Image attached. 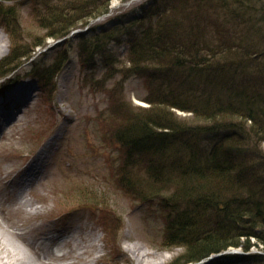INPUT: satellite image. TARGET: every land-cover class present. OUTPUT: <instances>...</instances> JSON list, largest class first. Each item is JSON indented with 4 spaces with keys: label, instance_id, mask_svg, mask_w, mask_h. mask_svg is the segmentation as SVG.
I'll use <instances>...</instances> for the list:
<instances>
[{
    "label": "trees",
    "instance_id": "16d2710c",
    "mask_svg": "<svg viewBox=\"0 0 264 264\" xmlns=\"http://www.w3.org/2000/svg\"><path fill=\"white\" fill-rule=\"evenodd\" d=\"M46 1L39 15L45 38L15 44L0 62V79L33 59L48 38L69 36L112 2ZM6 10L0 4L1 20L14 16V8ZM4 24L16 42L17 30ZM80 39L83 65L103 55L114 69L119 61L110 44L123 41L130 71L155 84L149 107L132 112L118 104L110 135L127 154L124 173L133 165L146 171V189L127 179L124 190L168 210L164 245L184 249L172 264H198L233 248L246 255L223 254L210 264H264L263 254L251 253L264 249V0H150ZM67 60L64 50L35 75L54 91Z\"/></svg>",
    "mask_w": 264,
    "mask_h": 264
},
{
    "label": "rangeland",
    "instance_id": "374dc122",
    "mask_svg": "<svg viewBox=\"0 0 264 264\" xmlns=\"http://www.w3.org/2000/svg\"><path fill=\"white\" fill-rule=\"evenodd\" d=\"M2 1L3 11L14 8V16H6L3 20H9L11 27L17 30V40H13L5 21L3 23L0 19V42L6 44L0 52V62L18 42L31 47L41 42L47 33L39 20L46 0ZM114 1L119 3L116 9L111 8ZM149 1L112 0L106 14L73 30L68 38H48L45 47L36 49L33 59L10 76L0 79V100L7 98L11 93H6L8 90H24L27 84H33L32 89L19 96L24 102L15 106L12 101L3 109L5 115L12 110L19 114L16 126H7L0 138V170L3 177L12 175L8 186L0 185V207L4 208L0 224L3 218L16 222L23 225L27 236L38 245L49 243L53 251L56 248L62 254L70 251L67 257L55 251L64 263L76 261L72 248L76 247V240L87 245L88 233H91L95 246L87 260L100 257L103 264H138L126 251V247L132 244L150 255L149 261L142 264H172L184 253L183 248L164 245L168 210L163 204L155 199L142 202L138 197L134 199L130 190H124L127 179H136L139 188L146 189V171L142 166L133 165V169L124 173L121 164L127 154L110 135L111 130L114 134L116 132L114 123L118 117L115 115L118 104L125 103L132 112L138 111V107H149L146 97L155 84L130 71V48L123 41L109 45V51L119 61L114 69L105 66L103 55L84 65L80 59L82 34L89 32L91 27L108 26L117 17ZM100 2L96 0V3ZM53 3H60V0H53ZM155 20L141 23L137 31L146 29ZM63 39L65 41L61 42ZM64 50L68 51V60L55 80L56 90L52 91V87L45 86L34 70L50 67ZM31 96L33 99L28 102ZM176 113L179 118L192 115L181 111ZM4 117L0 118V129L6 127ZM15 131L17 135L10 136ZM57 133L60 137L56 140ZM135 160L138 162L140 158ZM23 185L25 200H35L32 208H38V214H26L21 208L22 199L18 192ZM51 231L63 232L68 242L60 238L47 240L52 237ZM8 235L9 241L21 245L19 239ZM24 251L29 256V263L37 264L31 253ZM236 252L246 255L242 250ZM251 253L264 255V249L254 247ZM62 262L53 261L55 264Z\"/></svg>",
    "mask_w": 264,
    "mask_h": 264
},
{
    "label": "bare ground",
    "instance_id": "6f19581e",
    "mask_svg": "<svg viewBox=\"0 0 264 264\" xmlns=\"http://www.w3.org/2000/svg\"><path fill=\"white\" fill-rule=\"evenodd\" d=\"M139 1L141 0H136L135 2H139ZM117 7H119V3L117 1H114L112 3L111 8L116 9ZM5 47L6 44H1L0 42V52H2V50H4ZM26 87L28 89H32L31 85H26ZM27 88L25 89L27 90ZM32 99L33 98L31 96L28 102H30ZM12 101H14V99L11 97H8L5 100H0V114H2V117L5 116L3 120L5 121L6 124L5 128L0 129V138L4 136L5 129H7L8 127L16 126L15 122L17 120V116L19 113L12 110L5 115L4 112L2 111L5 108V105H10ZM9 134L10 133H7V135ZM14 135H17L16 131L15 133H11L10 136H14ZM59 137H60V133H57L54 136V139L57 140ZM40 159H42V157ZM33 169L34 166L32 170ZM11 177H12L11 174L7 175L6 177H3V173L0 170V185L8 186L9 185L8 180L11 179ZM20 189L21 191L18 192V197L22 199L21 208L24 210L26 214H38L39 213L38 208L35 207L32 208V206L36 203L35 200H25L24 192H26V188L22 186ZM3 212H4V208L0 207V214H2ZM58 232L59 231H51L52 237L48 238L47 240L52 241L55 238L56 239L60 238V240H63L65 243H67L68 238L64 236L63 232H60L61 234H58ZM8 233L11 234L13 237L19 239L21 245L17 244L15 241L13 243L9 241L7 239L10 236L8 235ZM87 236L89 242L87 245L83 244L82 242H78L77 240L75 241L76 247L73 246L72 253L74 254L73 258L76 261L70 263L68 262L64 263L62 262L63 259L55 254V252L50 247L49 243H43L38 245L33 239L27 236V232L24 231L23 225H19L16 222H11L3 218L2 224H0V264H30L28 261L29 256L27 253H24L25 252L24 250H27L28 252L31 253V256L35 259L37 264H55L53 263V261H58V260L59 262H62L59 264H103L100 257L87 260L90 257L91 248L95 246L94 245L95 243H93V239L91 238V233H88ZM79 244H82V247H80ZM126 251L131 254L132 259L138 264L139 263L142 264L145 261H149L150 255L148 253L146 254L144 252H141L135 244L127 246ZM69 252L65 255V257L68 256ZM116 263H118V261Z\"/></svg>",
    "mask_w": 264,
    "mask_h": 264
}]
</instances>
